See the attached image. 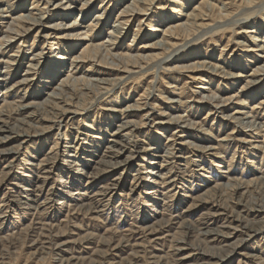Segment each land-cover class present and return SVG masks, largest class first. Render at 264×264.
I'll return each instance as SVG.
<instances>
[{
	"label": "rangeland",
	"instance_id": "obj_1",
	"mask_svg": "<svg viewBox=\"0 0 264 264\" xmlns=\"http://www.w3.org/2000/svg\"><path fill=\"white\" fill-rule=\"evenodd\" d=\"M83 1L0 0V9L9 8L0 11V42L9 32L13 37L0 46V78L4 79L0 90L25 76L32 79L16 84L5 99L0 93V108L4 109L0 117L5 121L0 124L5 128L0 137L12 130L32 135L4 138L0 143V264H264V212L247 209L252 205L264 207V80L246 86L248 75L264 66V51L249 50L264 46V42L254 40L264 37V0H208L212 4L208 18L194 19L202 24L198 30L175 42L174 47L184 45V51L170 56L160 67L152 68L164 54L155 61L132 59L118 64L120 71L91 63H79L75 68L73 64L72 69L70 59L47 83L55 61L52 57L61 56L72 42L75 46L68 56L77 57L89 41L104 39L116 17H121L122 8L132 0H92L80 26L71 33L87 32V24L100 4L106 8L105 19L94 35L80 36L76 41L56 38L69 33L49 28L58 20L57 15L49 17L46 13L44 26L30 24L19 35L14 34L20 26L16 18L29 12L37 16L45 9L54 13L55 4L60 3L58 11L66 15L59 20L67 26L81 14ZM198 2L152 0L146 5L148 10L129 18L120 41L109 53L123 55L116 63L125 62L127 54L154 53L156 50L146 44L162 33L152 34L147 29L191 20L185 14L195 11ZM220 12L229 15L219 19ZM224 21L228 24L208 29ZM11 26L14 30L9 31ZM248 29L254 31L242 32ZM59 46L62 50L57 49ZM39 50L43 58L29 73L27 65L35 63L31 54ZM15 53L19 54L15 57L19 65L9 70L4 61ZM197 61L241 76L225 78L219 71L211 74L207 67L180 73L172 68ZM144 67L152 70L141 73ZM66 77L68 85L80 92L68 105L59 101L53 104L55 109L45 107L46 93L56 90ZM102 78L108 83L118 79L124 82L98 98L95 79ZM207 94L223 101L232 97L217 109L213 102H199ZM136 102L141 108L130 115L125 113L124 119L122 109ZM32 104H40L38 116ZM61 108L77 112L61 115ZM184 113L196 128L183 130L164 122L167 118L163 115ZM225 114L260 122L263 130L251 133L249 126L223 118ZM124 120L140 125L135 130L130 128V139L121 137L128 135L129 129L116 137L113 134ZM56 121H60L59 126ZM174 129L178 131L173 133ZM110 139L118 143L112 145ZM172 141L173 156H164ZM194 144L206 146L207 151L192 152L190 146ZM121 145L125 151L111 162L125 160L129 150H136L126 165L101 163L110 160L107 151ZM105 166L108 171L100 172ZM173 179L177 183L171 186ZM230 182L243 183L244 188L232 192ZM221 184L224 189L214 205L199 201ZM237 199L240 203L235 202ZM151 225L156 230L149 229ZM254 228L261 230L255 232ZM177 246L182 248L177 250ZM202 251L223 256L210 257Z\"/></svg>",
	"mask_w": 264,
	"mask_h": 264
},
{
	"label": "bare ground",
	"instance_id": "obj_2",
	"mask_svg": "<svg viewBox=\"0 0 264 264\" xmlns=\"http://www.w3.org/2000/svg\"><path fill=\"white\" fill-rule=\"evenodd\" d=\"M151 1L152 0H132L130 4L125 5V7L122 8V10H121V17H116V19L114 21V24L112 26H110L111 27V28H109L110 31H108V33L106 34V37H104V39L103 38H99L97 42H94V41H91L90 42L89 41L84 46L82 45L83 48L81 49V54L79 56H77V57L76 56H68V54H70V51L75 46V43H73V42L72 43H68L67 47L64 48L65 52L63 54H61V56L52 57L55 60L54 63H53L54 65L49 70V73L50 74L47 75V81H45V82L49 83V81L52 78H54V76H52V74L53 73H56V72H59L61 70V68L64 67L63 64H64L65 60H70V59H71V63L69 62L70 63L69 67H71V66H73V64H75L73 68H75L79 63H82V64L83 63H91L92 65L103 66V67H107V68L112 69V70H119L120 68H117L116 67L118 64H122V65L124 63L126 64L130 60L132 61V59H137V60H140V61L141 60L142 61H144V60H147V61L154 60L155 61V59H157L159 56H161L162 54H164L163 57L161 59H159L154 64V66H152V68L155 67V66H159L160 67V65L162 63H164L166 60H168V58L170 56L173 55V56L177 57L180 52L184 51V49H183L184 48L183 47L184 45L183 46L182 45H180V46L177 45V47H174L175 44H176L175 42L177 40H180L181 38H185V36H189L190 35V32H192L194 34L195 31L198 30V26L202 25V24H196V21H194V19H197V18L202 19L203 16H206L207 17L208 10H209L208 7L212 6L211 2H208V0H198L199 1L198 4L197 5L194 4L195 6L193 7V8H195V11H192L190 13H187L186 12V14H185V15L189 16V19H191V20H188L187 19V20L184 21V23H178L177 22V23L172 24V25H169V26H167L165 28H160L159 27L160 25H152L151 28L149 27V29H147L148 32H151L152 34L159 32V33H162V34H161V36L159 35L160 36L159 38H157V36H155L156 39L154 38L155 40L151 41L150 43H147L146 46L148 48H151L150 50H156V51H154V53H150L149 55H146V56H139V55L127 56L128 55L127 54L125 56L126 59H127L125 62L116 63V62H118V60H117L118 57H121L122 58L123 55L122 56H120V55L114 56L111 53H109L110 49L112 47H114L113 45H116L120 41V38L122 36V29L129 22V20H130L129 18L131 16H136L138 13L140 14L141 12H144V11L148 10V8L146 7V5H147V3H151ZM46 2L49 3V1H46ZM91 2H92V0H84L82 2V9L79 11L81 14L80 15L77 14L76 17H75V19H73V22H71V24H69L67 26L65 24H62V21L59 20V19H64L65 18V15H66L65 12L63 13V11H62L60 13L58 11V8L59 7H57V6L58 5H62V4L56 3L55 4V7H54V10L57 8V11L56 12L50 13V10L45 9L43 11L40 10V14L37 15V16H33L31 14V12H29L28 14H25V15H20V16H18L16 18V19H18V22L17 23L20 25L19 26V29L16 28L14 30V27L11 26L8 30L9 31L14 30V34L15 35H19L22 31L24 32L25 30L29 29L28 28V25H30V24H32V25H43V21L46 19V15L45 14L46 13L47 14L49 13V15H48L49 17H51V15H57V17H58V20L55 21L53 25L49 26V28H53L54 30H58V31L59 30H66V31L69 32L67 34H63L61 37L59 36V37H56V38H65L66 40H74V41H76V40L79 39L80 36H82V37H84V36H90V33H92L93 31H96L97 28H98V25L105 19L104 14L106 12V8L104 7V5H101L100 4V5H98V8H99L98 10L99 11L97 13H95V15L93 16L92 22H90V23L88 22V24H87V27H86V31L87 32L80 33L82 35H80L79 33H71L72 31H74L77 28V26H80V22L86 16V14H84V11L88 8V6L90 5ZM243 2L251 3L252 0H243ZM175 3L178 4L177 1H175ZM182 5H184V4H182ZM123 6L124 5H122V7ZM64 7L68 8L69 6L68 5H65ZM8 9L1 8L0 11L1 12L2 11L3 12H7ZM103 9H104L103 13H100ZM62 10L65 11V10H68V9H62ZM145 14H147V13H145ZM227 15H229V14L228 13L222 14V12H220L219 19H221V18L222 19H224V18L226 19ZM156 22H160V21H156ZM18 24L15 25V26L18 27ZM223 24H228V22L224 21L221 24H215L213 27H210L208 29L209 30H213L214 28H218V27L222 26ZM166 25H167V22H166ZM253 31L254 30H252V29L251 30H249V29L248 30H242V32L248 33V34L250 32H253ZM9 33L4 36V39H1L0 46L2 44H6L10 39L13 38L12 36L9 35ZM92 35H94V33H92ZM47 36H48V34L45 35L44 38H47ZM132 37H133L132 41H134L135 38H136V33ZM254 40H259V41L264 42V37L262 39L255 38ZM33 42H34V40H33ZM57 49L58 50H62V47L59 46V47H57ZM103 50H105V52H103ZM249 50H251L253 52H255L257 50H263L264 51V46L262 44H259V45H256V47H254L253 49H249ZM0 54H1V51H0ZM31 55L32 56L30 57V60H33L35 63L34 64L33 63H30V64L27 65L28 68H29V70L27 72H29L30 70H34L35 68H37V66L40 64V59L43 58L42 50H39V52L33 53ZM16 56H19V54H16L15 53V55H12V57L10 56V59L9 60L4 61L5 62V66H6L7 69L10 70V68L14 64H18L19 65L18 61H16V58H15ZM246 56H248V55H246ZM108 58L111 59L110 62H108L107 60H105V59H108ZM243 58H244V56H241V59H243ZM0 62H3V61L0 60ZM205 63H206V61H203V62H198L197 61V63H195V64L180 65V66L179 65L178 66L177 65H174L172 68L174 70H176L177 73H180V72H186V71L200 70L198 67H200V68L201 67H204V68L207 67L206 70L209 71L211 74H217V71H219L220 68L218 69L214 65H211V66H205L204 65L203 66V64H205ZM147 64H149V63H147ZM121 67H123V66H121ZM149 69L150 68H148L146 70H143V71H140V72L141 73H144V72L148 71ZM173 69L172 70L170 69V71H173ZM150 70H152V69H150ZM7 72H9V71L7 70ZM127 72L128 73L130 72L129 73V76H130V74H132L130 70H127ZM29 73H31V72H29ZM219 74H222L223 77L226 76V77H229V78H233V77H236V76H241L239 74L235 75V74H232V73L224 72L223 69L219 71ZM248 76H251V77H250L249 80L246 81V86L247 87H253V86H256V85L260 84L264 80V66L263 67L256 68V70H254ZM2 80H4V79L0 78V81H2ZM31 80L32 79H30V78H28V77L25 76L21 80L18 81L19 83H15V85H11V86L5 85L3 87V90L2 89L0 90L1 95H3V96L5 95L3 99H5V97L7 95H10L11 93H13V91H15L16 84L17 85L18 84H27ZM62 80H63L62 83H60V85L56 88V90L53 89L52 92L46 93L47 94V98H45V103H43L45 107H49V109H55V105H53V104H57V103H59V101L62 102V103H64V104H66V105H68L69 104V101L73 97V95H75V94H77V93L80 92V91L78 92V90H76V88H72L71 85H68V82H69L68 77H66L65 79H62ZM95 80H96V83L98 85L97 86L98 87V94L100 93V95L98 96V98L103 97L104 95H107L108 93H110L111 91H113V89H114L115 86L117 87V85L122 84L124 82V80L122 81V79H118L119 82H113V83L112 82L111 83H108L109 80L108 79H103V78L102 79H95ZM112 85H113V88H112ZM109 86H111V88ZM101 90H104V91L102 92ZM149 94H150V91L147 92V95H149ZM212 95H214V94H212ZM212 95L211 96L208 95V97H204L206 99H202V96H201V98H199V102H201V103L202 102L203 103H209L211 105L213 103H215V105H213V106L218 109L220 106H223L225 104L224 103L225 101L231 100V97H232L231 96L228 99H226L225 101H223V99H221V98H214V96H212ZM177 101L178 100L171 99L170 102H177ZM5 104H7V103L5 102ZM39 105L40 104L33 105L34 108L37 109L35 111V114L33 113L36 116H38L41 113V112L38 111ZM27 106H31V105H26V106L20 105V108H25ZM2 107L0 108V115L2 114L1 111H4V109ZM138 108H141V107H140V105L137 102L135 103V105H129L128 104L125 108L122 109V112H123L122 114L125 115V113H126V115H130L133 111L139 110ZM187 108H188V106L186 107V109ZM114 110H116V109H114ZM59 111H60V114L61 115H67L68 113H75V112H77L75 110L74 111L73 110H70L69 108H61ZM126 115L124 116V119H125ZM163 116H166L167 120L164 121V122H166L168 125H169V123L170 124L173 123V124H176V127L185 128L183 130L190 129V128L191 129L192 128H196V127H194V124L195 123L191 122L188 117H185V116H187V115H185V113H184V115H173V116L172 115H163ZM247 116H249V115H247ZM223 118H226L228 120L233 118L240 125H242V127L249 126L250 127L249 130H251V133L254 130H263V129H261L263 125L260 124V122H255L254 120L253 121H251V120L244 121V119H245L244 117H243L244 119H242V117H238V116H234V115H228V114L223 115ZM0 122H1L0 124H5L4 119H2L1 117H0ZM232 122H234V121H232ZM56 123L58 124V126L60 125V121H56ZM120 123L121 124H118L117 125V131L113 133L115 135V137L117 135H120V131L128 130L129 129L128 135H121V137H124L125 136V137H128L130 139L131 131H132V129L130 130V128H133V130H135L136 128L140 127V125H138V122H133V121H129V120H124V121H122ZM4 129H1V127H0V132H3ZM177 131L178 130H175L174 129V132L173 133H175ZM8 132L9 133L7 135L5 134L2 137H0V143L4 141V138L11 139V138H14V137H17V136H22V137H30V136H32L30 133H28V131H24V130L22 132H16L15 130L8 131ZM10 133H13V135H15V136H13ZM111 141H113V144L112 145L118 143L116 140H111ZM173 144H174L173 141H172V144H170V145L168 144V146L166 148V151H165L166 154H164V156H168V157H172L173 156V152L170 151L171 149H173V147H172ZM255 146L256 145L254 144L253 147H255ZM190 147L192 149L191 150L192 152L193 151L194 152L195 151H202V152H206L207 151L206 146L200 147V146H196L194 144V145H192ZM257 147L262 148L260 146H257ZM147 150H151V148L148 147ZM123 151H125L124 145H121V147H119L117 149H110L106 153V157H109L110 160H105V161H103L101 163H103L105 165L112 166V167H115L116 164H118V165H121V164L122 165H126L129 162V159L132 158V157H134L133 156V153H135L136 150H133V151L132 150H129V154L125 157V160H121V161L114 160V161L111 162V159L112 158H116V157L120 156V154H122ZM15 152H17V151L15 150ZM169 169H171V168H169ZM107 171H108V169H106V166H105L104 169H100V172H104L105 173ZM175 180L176 179H173L170 182L171 186L172 185H176L177 182H175ZM115 184H118V182L112 183L111 185H115ZM242 184L243 183H231L230 184V187H228V189H230L232 192L239 191L241 188H244V186ZM114 187H116V186H114ZM223 189H224L223 184H221V185H219L217 187L214 186L212 189H210V192L206 193V195H204L203 197L199 198V201L206 202V203H212L214 205V202L216 201L217 197H219L221 195ZM106 191L107 190H105L104 193H106ZM235 202L240 203V200L237 199ZM88 206H90V205H88ZM89 209H91V208L88 207L87 210H89ZM247 209L249 211H254V212H257V213L264 212V207L261 206V205H257V206H255V205L247 206ZM155 227H156L155 225H151V226H149V229L156 230ZM259 230H261V228H254L253 229V231H255V232L256 231H259ZM209 232H212V231H208V233ZM177 247H178V248H176L177 250H179V249L182 248L181 246H177ZM206 252L207 251H202V253L204 255L208 254V255H210V257H214V256H217L218 257L219 256L221 258L223 256V255H220V253L217 254V252H215V253L214 252H211V251H209L207 253Z\"/></svg>",
	"mask_w": 264,
	"mask_h": 264
}]
</instances>
